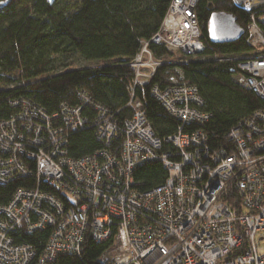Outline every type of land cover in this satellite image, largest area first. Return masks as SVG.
I'll return each instance as SVG.
<instances>
[{
	"label": "built area",
	"instance_id": "obj_1",
	"mask_svg": "<svg viewBox=\"0 0 264 264\" xmlns=\"http://www.w3.org/2000/svg\"><path fill=\"white\" fill-rule=\"evenodd\" d=\"M231 1L244 11L261 10L247 25L250 52L230 59L240 70L238 85L264 101V34L258 26L264 22V0ZM197 2L170 0L158 31L141 41L128 63L134 69L126 104L132 113L122 123L82 95L79 105H61L53 115L32 99L11 101L17 113L0 120V184L24 178L32 184L0 205V264H46L60 253L79 256L86 238L110 243L99 258L102 264H264L257 243L264 238V110L229 129L226 147H212L202 130L189 129L211 118L196 86L177 68L205 51ZM150 44L170 56L155 57ZM161 66L175 67L174 74L165 86L155 83L151 94L178 121L164 141L135 93ZM90 127L101 148L76 158L69 153V137ZM154 161L165 178L143 189L133 172ZM46 230L39 253L19 240L20 231Z\"/></svg>",
	"mask_w": 264,
	"mask_h": 264
},
{
	"label": "trees",
	"instance_id": "obj_2",
	"mask_svg": "<svg viewBox=\"0 0 264 264\" xmlns=\"http://www.w3.org/2000/svg\"><path fill=\"white\" fill-rule=\"evenodd\" d=\"M169 2L54 0L50 4L47 0H0V120L17 113L11 106L13 99H32L53 115L60 111L61 105H79L80 95L109 109L118 123L128 119L132 113L126 107L130 98L128 88L134 76L128 63L138 54L141 41H147L158 31ZM214 12L232 15L243 31L241 38L232 43H210L205 26ZM260 12V8L244 11L231 0H198L195 6L205 51L199 60H187L177 68L187 83L196 86L203 100V111L211 115L207 123L189 129L202 130L212 147H226L229 129L254 112L264 110V101L235 81L240 70L230 59L250 52L247 25L251 16L260 18ZM258 26L264 34V22ZM149 49L155 57L170 56L162 46L150 44ZM75 55L89 63L104 64L78 68L73 66L74 61L68 60ZM58 69L61 71L56 72ZM174 69L161 66L147 86L135 91L151 128L162 141L176 132L178 121L156 101L151 88L155 83L165 86ZM87 107L89 118H94L93 109ZM69 143V153L76 158L101 148L92 127L72 134ZM133 173L134 179L143 183V189L153 188L165 178L161 163L156 161ZM31 184L32 180L26 178L0 184V205L7 203L15 190ZM49 233V230L36 234L20 231L19 240L33 244L39 253ZM109 245L86 238L81 255L60 253L46 264H102L99 258Z\"/></svg>",
	"mask_w": 264,
	"mask_h": 264
},
{
	"label": "water",
	"instance_id": "obj_3",
	"mask_svg": "<svg viewBox=\"0 0 264 264\" xmlns=\"http://www.w3.org/2000/svg\"><path fill=\"white\" fill-rule=\"evenodd\" d=\"M54 0H47L53 4ZM207 39L210 43L225 44L236 42L242 36V29L237 25L235 18L225 12H214L206 26Z\"/></svg>",
	"mask_w": 264,
	"mask_h": 264
},
{
	"label": "rangeland",
	"instance_id": "obj_4",
	"mask_svg": "<svg viewBox=\"0 0 264 264\" xmlns=\"http://www.w3.org/2000/svg\"><path fill=\"white\" fill-rule=\"evenodd\" d=\"M179 55L174 53L172 55V59L174 60H178L179 59ZM68 60H72L74 61L73 63V66L75 67H78V68H84V67H94L95 65H102L104 63L102 62H95V63H89V62H86V61H83L79 56L75 55L71 58H69ZM61 69H58L56 72H60ZM257 243H258V251L259 252H262L264 251V238L263 240H257Z\"/></svg>",
	"mask_w": 264,
	"mask_h": 264
}]
</instances>
